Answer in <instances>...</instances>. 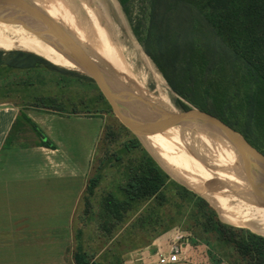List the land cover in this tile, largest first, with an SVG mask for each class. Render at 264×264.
Masks as SVG:
<instances>
[{
  "label": "trees",
  "instance_id": "obj_1",
  "mask_svg": "<svg viewBox=\"0 0 264 264\" xmlns=\"http://www.w3.org/2000/svg\"><path fill=\"white\" fill-rule=\"evenodd\" d=\"M118 1L132 19L133 0ZM142 1L141 15L133 31L145 53L180 98L176 105L183 110L195 107L220 118L264 154V0ZM43 67L51 72L64 70L31 52L0 50V79L15 71ZM68 73L93 81L76 71ZM38 99L44 108L61 113L62 105L52 96H39ZM46 100L53 105L47 106ZM78 113L76 109L71 112L73 115ZM20 120H26L42 139L46 138L26 114H22ZM205 134L240 161L231 145ZM204 140L212 150L244 172L241 165L212 142ZM130 143L140 147L142 154L129 164L125 182L121 180L116 188L121 197L109 193L104 198L112 214L119 217L122 213L123 218L125 214L140 210L147 200L156 198L157 204L147 209L142 220L155 224V217L158 220L168 218L169 224L164 230H169L179 223L172 220L171 212L167 211V207L172 208L170 195L176 194L181 199L178 205L175 202L177 215L191 217L194 228L200 226L206 235L230 245L237 256V264H264V236L223 222L203 197L176 182L136 137ZM120 160L121 157L116 158V161ZM100 177L92 181L91 192ZM75 263L91 264L79 253L75 254Z\"/></svg>",
  "mask_w": 264,
  "mask_h": 264
},
{
  "label": "crops",
  "instance_id": "obj_2",
  "mask_svg": "<svg viewBox=\"0 0 264 264\" xmlns=\"http://www.w3.org/2000/svg\"><path fill=\"white\" fill-rule=\"evenodd\" d=\"M98 1L94 6L102 12ZM6 103L0 104V264H76L77 253L91 264H154L175 242L188 244V264L205 262L187 231L163 228L140 235L131 213L112 214L104 198L121 197L117 184L100 193L101 176L91 192L96 177L90 160L85 165L66 160L58 142L42 139ZM29 118L40 128L43 118Z\"/></svg>",
  "mask_w": 264,
  "mask_h": 264
},
{
  "label": "rangeland",
  "instance_id": "obj_3",
  "mask_svg": "<svg viewBox=\"0 0 264 264\" xmlns=\"http://www.w3.org/2000/svg\"><path fill=\"white\" fill-rule=\"evenodd\" d=\"M97 1L92 0V3L96 5ZM98 3L102 7L103 17L110 23L111 41L120 49L132 73L144 86V90L148 95L144 98L148 101L149 96L154 95L158 97L159 95L161 96L160 93H163L162 98L169 106V109L167 108L166 110H182L176 105L177 100L180 98L169 87L155 63L145 53L134 34V25L141 15L143 1L133 0L132 19L124 12L118 0H99ZM88 4L91 7V3L88 2ZM13 22V20L9 21L7 25ZM32 27H28L8 37L13 43V49L0 50L5 52L15 50L31 52L43 57L55 66L75 70L79 74L86 75L80 68L71 69L64 62H61V59L58 57L48 53H36V51L33 52V50H27L24 46H21L19 42L29 35L33 30ZM20 37L23 38L21 39ZM48 69L43 67L33 71H15L14 73L7 74V77L0 79V104L7 101L8 103L6 104L10 106H6L11 107L15 112L16 110H20L21 117L22 114H26L28 117L32 115L33 117H39V119L43 118V121L39 122V126L49 140L58 142L61 156L76 165H85L87 160H90L93 165L91 168L92 176H103V179L100 180L102 183L100 184V193L104 192L111 182L117 184L116 188L120 185L121 180L124 179L125 182L129 164L134 163L141 156V148L133 147L130 143L134 137L140 141L142 147L157 162V158L149 148L120 121L109 101L93 81L75 78L63 71L51 72ZM39 96H52L53 100L62 105L61 110L59 109L61 113L53 111L50 108H44V104L38 99ZM45 103L47 106L53 105L50 100H46ZM75 109L79 112L78 115L71 114ZM117 157H121V160L116 161ZM173 179L180 183L176 178ZM180 184L185 186L182 183ZM247 185L249 184L247 183ZM247 188L254 195L253 188L250 185ZM191 191L194 192L193 190ZM199 196L209 203L223 222L233 227L250 230L264 236L252 230L250 226L234 225L225 221L222 218L223 214L220 209L215 205V199H210L206 195ZM225 196L228 197L229 208L231 197V199L238 203L244 202L242 196L235 192H231L230 195ZM98 198H100L99 195ZM170 198V206L172 205V208L168 209L167 207V211L171 212L172 220L179 222L171 227L170 230L187 231L189 238L193 240V244L200 245L201 257L205 259L206 264H237V256L230 245L220 241L215 236L206 235L200 226L194 228L191 217L182 216V214L178 216L177 205L181 199L176 194L170 195ZM175 202H177V205H175ZM154 203L157 204L156 198L147 200L140 210L131 212L130 214L129 218H132L130 220L132 221L131 225L133 224L132 226L140 235L143 233L157 235L169 224L168 218L160 217L158 220V217H155L157 218V222L154 225L148 224L147 227H142L141 224L144 223L142 217L147 215V209L154 205ZM260 203L262 204L261 201ZM208 236H210V239ZM191 246L190 248H192ZM186 248L189 249L188 244L184 245V249ZM196 249H198L197 246Z\"/></svg>",
  "mask_w": 264,
  "mask_h": 264
},
{
  "label": "bare ground",
  "instance_id": "obj_4",
  "mask_svg": "<svg viewBox=\"0 0 264 264\" xmlns=\"http://www.w3.org/2000/svg\"><path fill=\"white\" fill-rule=\"evenodd\" d=\"M34 2L74 34L83 46L108 64L123 84L134 91L137 96L143 99L148 96L143 84L124 64L120 49L111 41L109 21L103 17L100 8L89 6L88 2L91 3L92 0H34ZM10 19L9 16L0 14V49H13V43L8 37L27 29V27L14 24L15 21L6 25ZM19 43L27 50L58 57L71 69H77L72 62L43 42L33 31ZM160 94L161 96L158 97L149 96L148 101L167 109L169 106L162 98L164 94ZM203 134L198 131L173 128L165 133L148 134L143 136L142 140L172 176L193 191L215 199V205L223 214H221L222 218L235 225L250 226L252 230L264 235V205L249 192L247 188L249 185L244 181V172L230 160L212 150L204 138L242 166L241 162L223 145L218 143L235 158L217 145L215 143L217 141ZM231 192L241 195L244 202L238 203L231 197L229 208V200L225 195L228 196Z\"/></svg>",
  "mask_w": 264,
  "mask_h": 264
},
{
  "label": "water",
  "instance_id": "obj_5",
  "mask_svg": "<svg viewBox=\"0 0 264 264\" xmlns=\"http://www.w3.org/2000/svg\"><path fill=\"white\" fill-rule=\"evenodd\" d=\"M91 6L94 7V3L91 2ZM0 14L9 16L10 21H15V24L27 28L33 26L32 31L36 36L80 68L99 87L124 126L142 142V137L148 134L182 128L207 133L231 145L239 155L245 175L244 181L253 188L254 195L256 194V198L264 205V154L230 125L195 107L190 110L172 111L140 98L123 84L108 64L83 46L74 34L34 0H0ZM157 162L175 178L158 160Z\"/></svg>",
  "mask_w": 264,
  "mask_h": 264
},
{
  "label": "built area",
  "instance_id": "obj_6",
  "mask_svg": "<svg viewBox=\"0 0 264 264\" xmlns=\"http://www.w3.org/2000/svg\"><path fill=\"white\" fill-rule=\"evenodd\" d=\"M184 243L175 242L172 244L171 251L168 254L160 253L154 264H188L185 257ZM202 264H206L203 262Z\"/></svg>",
  "mask_w": 264,
  "mask_h": 264
},
{
  "label": "flooded vegetation",
  "instance_id": "obj_7",
  "mask_svg": "<svg viewBox=\"0 0 264 264\" xmlns=\"http://www.w3.org/2000/svg\"><path fill=\"white\" fill-rule=\"evenodd\" d=\"M20 38H21V37H20ZM20 38H19V39H20ZM22 38H23V37H22ZM22 38H21V39H22ZM124 61H125V59H124ZM124 64L127 66L128 70H130V71H131V69L129 68V66H128V64H127V62H126V61L124 62Z\"/></svg>",
  "mask_w": 264,
  "mask_h": 264
}]
</instances>
